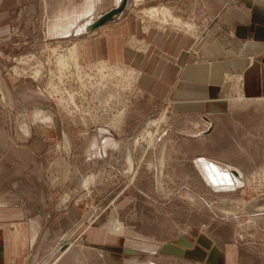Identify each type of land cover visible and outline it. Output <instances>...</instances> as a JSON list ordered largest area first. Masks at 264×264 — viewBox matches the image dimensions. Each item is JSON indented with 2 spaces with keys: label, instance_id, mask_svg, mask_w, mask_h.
<instances>
[{
  "label": "rangeland",
  "instance_id": "1",
  "mask_svg": "<svg viewBox=\"0 0 264 264\" xmlns=\"http://www.w3.org/2000/svg\"><path fill=\"white\" fill-rule=\"evenodd\" d=\"M119 4L0 0V240L10 241L0 253L7 246L22 264H264L263 174H222L202 162L204 179L192 163L175 162L194 147L173 141L193 132L168 105L132 147L101 145L135 108L133 69L120 78L97 60L59 80L57 61L79 60V45L116 22L94 32L86 25ZM188 8L191 25L169 19L187 22ZM202 11L198 0H129L118 20L186 25L200 37L211 23ZM27 240L29 249L18 244Z\"/></svg>",
  "mask_w": 264,
  "mask_h": 264
},
{
  "label": "crops",
  "instance_id": "2",
  "mask_svg": "<svg viewBox=\"0 0 264 264\" xmlns=\"http://www.w3.org/2000/svg\"><path fill=\"white\" fill-rule=\"evenodd\" d=\"M198 3L202 18L211 21L208 33L200 37L186 25L181 26L185 29L146 27L130 16L79 45L80 63L105 60L133 69L139 87L135 108L128 111L124 124L99 144L132 147L131 139L141 125L168 105L173 116L186 117L185 128L193 132L187 140L173 141L174 147H194L175 162L192 163L204 179L198 166L202 162L204 169L214 164L222 174L227 170L259 178L264 175V0ZM187 14V22L169 19L191 25L190 8ZM245 148L256 150L252 155ZM18 244L29 249L33 242ZM7 252L3 247L0 257L10 260L8 264L27 260L23 255L9 258Z\"/></svg>",
  "mask_w": 264,
  "mask_h": 264
},
{
  "label": "built area",
  "instance_id": "3",
  "mask_svg": "<svg viewBox=\"0 0 264 264\" xmlns=\"http://www.w3.org/2000/svg\"><path fill=\"white\" fill-rule=\"evenodd\" d=\"M60 61V60H59ZM59 61H57V63H56V66H57V74L59 75V80L61 81V82H63L65 79H67V77H64V73L66 74V73H68V70L69 69H71L72 67L75 69V70H77V73H82L83 72V70H82V68L83 67H85V65L86 64H83V63H80V62H78L79 60H74V61H66V59H65V62H67V66L64 68V67H60L59 66ZM103 65H105V63L103 64ZM108 65V64H107ZM109 66V65H108ZM109 67H112V68H115V66L113 65H111V66H109ZM118 70H124L125 72H126V74H127V76L129 75V76H131L132 75V71H130V70H128V68H126V67H118V66H116V69L114 70V72H115V75H116V77L117 76H119L120 78H121V75H119V73L117 72ZM107 76V75H106ZM105 76V77H106ZM134 76V75H133ZM126 80V79H125ZM54 91H56L55 93H59V94H61L62 92L61 91H59V90H57V88H56V86H54V89H53ZM132 94V90H130L129 89V91H125V95L126 94ZM69 94V93H68ZM74 96H75V94H70L69 95V97H70V104H72L75 108H76V102H75V100H74ZM59 102L61 103V104H65L66 103V105H68V103L67 102H64V101H61V100H59Z\"/></svg>",
  "mask_w": 264,
  "mask_h": 264
},
{
  "label": "water",
  "instance_id": "4",
  "mask_svg": "<svg viewBox=\"0 0 264 264\" xmlns=\"http://www.w3.org/2000/svg\"><path fill=\"white\" fill-rule=\"evenodd\" d=\"M129 0H120V4L111 11L101 15L89 28L90 31H96L97 29L116 21V19L124 13L128 6Z\"/></svg>",
  "mask_w": 264,
  "mask_h": 264
},
{
  "label": "bare ground",
  "instance_id": "5",
  "mask_svg": "<svg viewBox=\"0 0 264 264\" xmlns=\"http://www.w3.org/2000/svg\"><path fill=\"white\" fill-rule=\"evenodd\" d=\"M119 18H117L116 20H118ZM95 22V21H94ZM93 22V23H94ZM93 23H91L90 25H88V27H87V29H86V31H88V32H92V31H90V27H91V25L93 24ZM94 32V31H93ZM75 56V55H74ZM75 60V59H74ZM79 62V61H78ZM60 67H66L67 66V62H65V60L63 59V60H61V62H60V65H59ZM106 69V67H104V66H102L99 70L100 71H103V70H105ZM119 73V72H118Z\"/></svg>",
  "mask_w": 264,
  "mask_h": 264
}]
</instances>
